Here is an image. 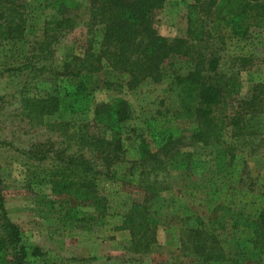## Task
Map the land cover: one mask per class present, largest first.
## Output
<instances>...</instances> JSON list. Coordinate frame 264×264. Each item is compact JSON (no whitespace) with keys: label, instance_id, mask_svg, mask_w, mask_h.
<instances>
[{"label":"trees","instance_id":"obj_1","mask_svg":"<svg viewBox=\"0 0 264 264\" xmlns=\"http://www.w3.org/2000/svg\"><path fill=\"white\" fill-rule=\"evenodd\" d=\"M4 1L9 9L5 37L18 40L24 20L22 25L13 21L11 12L16 11L12 7L17 0ZM85 1L88 28L101 27L97 50L90 49L88 40L82 55L64 54L59 75L74 82L62 95H25L21 101L28 119L41 124L46 117L47 127L77 146L75 152L53 157V166L35 177L51 194L46 201L48 209L59 220L83 223L89 238L116 232L128 239L132 253H144L155 241L156 226L167 215L156 208L167 207L177 221L176 241L183 259L156 264H264V189L256 191L237 175L222 174L228 181L210 190L207 184L196 183L198 174H193L186 185L171 191L157 174L181 161L173 114L194 124L188 136L190 144L212 145L218 172L230 166L238 138L259 133L260 89L254 87L249 98L228 104L235 82L218 72L217 56L205 58L195 47L215 38L220 44L235 40L236 49L238 42L248 39L249 18L260 15L261 0H192L186 5L185 36L171 39L158 34L154 26L155 13L169 0ZM78 3L51 1L52 15L43 22L41 42H36L40 53L50 51L59 32L76 25L65 8ZM171 54L190 57L193 62L166 75L162 64ZM102 68L114 71L120 81L104 82L113 97L90 107L87 83L91 74ZM147 79H167L166 93L160 99L164 111L158 113L159 118L152 117V123L135 125L126 99L118 93L124 85L133 88ZM221 105L223 109L217 113L215 109ZM93 125H100L104 134L93 133ZM226 126L231 127L228 139L223 136ZM190 153L184 154V165ZM29 154L41 161L46 152L29 150ZM134 188L142 190L139 200L131 195ZM165 190L168 194L160 197V191ZM79 205L90 206V214L79 216ZM0 216V264L9 262L4 243L13 250L12 264H23L27 247L18 227L7 218L1 197ZM40 251L38 246H30L29 254L38 256ZM66 261L84 260L73 257Z\"/></svg>","mask_w":264,"mask_h":264},{"label":"rangeland","instance_id":"obj_2","mask_svg":"<svg viewBox=\"0 0 264 264\" xmlns=\"http://www.w3.org/2000/svg\"><path fill=\"white\" fill-rule=\"evenodd\" d=\"M51 1H15L12 8L16 11L11 12L13 21L22 25L24 20V25L21 38L11 41L4 34L9 9H6V2L0 0V197L7 218L18 227L21 241L27 247L28 254L23 264H156L181 261L183 258L176 241L179 234L177 221L167 207L156 208L159 213L167 215L156 226L155 241L144 253H132L128 239L116 232L98 234L96 239L89 238L84 233L83 223L59 220L58 215L48 209L46 201L51 194L45 183L37 184L35 177L44 175L53 166V157L75 152L77 146L71 139H64L56 130L47 127L46 117L41 124L28 119L21 107L22 96L62 95L72 88L74 79L59 75L62 57L66 53L82 55L88 40L90 49L95 51L101 38L99 25L88 28L86 1L78 0L77 6L65 8V14L72 16L76 25L70 31L59 32L50 51L40 53L36 42H41L43 22L52 15ZM190 2L192 0H169L160 8L154 16L158 34L167 39L184 37L186 5ZM261 2L263 9L260 15L249 18L248 39L238 42L236 49L233 46L235 40L220 44L215 42V38L195 47V50L204 52L205 58L217 56L218 72L230 76L235 82L230 96L233 98L228 104L249 98L254 87L255 90L260 89L261 129L254 136L238 138L230 166L218 172L219 166L215 165L211 152L212 145L202 147L190 144L188 136L194 124L177 118L171 111L175 117L174 137L179 138L176 149L181 161L179 165L171 164L157 172L171 191L186 185L193 174H198L196 183L207 184L210 190L228 181V177L222 174L237 175L236 178L239 177L243 184L256 191L264 189V0ZM250 14L255 15L254 11ZM189 58L171 54L162 64L164 73L168 75L172 71L186 69L193 62ZM106 81H120V77L106 68L91 74L87 83L90 107L113 97L112 90L104 85ZM166 81L152 82L147 79L133 88L123 86L118 96L126 99L133 124L145 126L152 123V117L159 118V114L163 113L164 105L160 99L166 93ZM229 107L227 105L228 110ZM221 109L222 105L215 111L218 113ZM90 115L88 112L87 117ZM90 130L104 134L100 125L91 126ZM223 133L228 139L231 127L226 126ZM62 149L66 151L63 153ZM29 150H41L46 155L38 161L32 159ZM186 152L191 153L184 165ZM159 155L163 156L162 153ZM166 194L168 191H160V197ZM131 195L139 200L142 190L134 188ZM262 200L264 205V198ZM77 208L79 216L91 212V207L87 205ZM1 221L0 216V227ZM30 246H38L41 254L30 255ZM3 247L9 261L4 264H12L11 245L4 243ZM73 257L84 261L65 262L66 258ZM130 257L133 259L129 260Z\"/></svg>","mask_w":264,"mask_h":264}]
</instances>
